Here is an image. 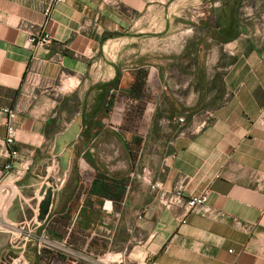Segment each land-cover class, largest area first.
<instances>
[{"label":"crops","instance_id":"crops-1","mask_svg":"<svg viewBox=\"0 0 264 264\" xmlns=\"http://www.w3.org/2000/svg\"><path fill=\"white\" fill-rule=\"evenodd\" d=\"M35 33L52 42L31 46ZM263 52L264 0H0V179L19 190L7 218L37 219L45 182L38 173L64 131L57 129L64 87L118 77L104 122L114 136L71 145L75 152L82 140L90 163L81 159L54 190L42 222L50 235L68 236L107 264H264ZM29 68L42 73L45 89L19 109ZM5 110H18L20 161L11 173ZM208 113L211 121L193 133ZM167 116L186 122L167 125ZM106 151L121 155L120 165H101ZM27 160L32 166L17 180ZM153 183L185 197L206 194V206L168 209ZM3 233L0 253L11 238Z\"/></svg>","mask_w":264,"mask_h":264},{"label":"built area","instance_id":"built-area-1","mask_svg":"<svg viewBox=\"0 0 264 264\" xmlns=\"http://www.w3.org/2000/svg\"><path fill=\"white\" fill-rule=\"evenodd\" d=\"M63 0H53L60 3ZM51 9L47 10L49 14ZM49 33H35L29 38V44L35 48L49 45L51 40ZM264 65V52L261 55ZM45 79L42 73L34 68H29L24 79L22 98L18 108H25V102L30 104L36 101L39 91H44ZM18 111V110H17ZM17 111L5 110L9 114L7 123V136L4 145L7 147V163L4 166L5 173H11L15 165L20 161V150L16 145L17 130L13 119ZM213 115L208 113L205 118L192 126V132L197 133L205 128L211 121ZM186 122L185 117H174L166 121L167 125H178ZM32 166L31 160L23 164V168L16 172L17 180L25 177ZM151 183V182H150ZM152 190L160 191L158 198L162 204L172 209L183 206L188 212H196L206 206L207 195L185 197L180 190L170 192L163 189L159 183L151 184ZM19 196L16 183L4 184L0 179V232L7 230L11 234L7 249L3 252L0 264H107L87 250H80L69 244V237L57 239L50 235L44 223L37 219L30 223L16 224L7 218V211L13 201Z\"/></svg>","mask_w":264,"mask_h":264},{"label":"rangeland","instance_id":"rangeland-1","mask_svg":"<svg viewBox=\"0 0 264 264\" xmlns=\"http://www.w3.org/2000/svg\"><path fill=\"white\" fill-rule=\"evenodd\" d=\"M151 62L149 60L147 61V64L144 68L145 70H149L151 67H153V64ZM97 81L98 83H96ZM104 84L105 83L101 81L100 76H87L85 77V80L83 81L81 87L74 92L70 91L72 90L71 89L72 87L70 86L74 85L73 82L69 83V86L67 85L64 87L62 93H60L58 97L60 100L63 99L61 101L59 110L57 112L58 131L65 130L77 117L81 116L83 130L80 137L84 139H89L93 137L114 136V134H112V130L109 127H107L104 123L105 119H107L106 117L108 114V101H109V97L111 96V88L110 87L105 88ZM51 93L55 94V92H51ZM167 99H165V102ZM167 101L169 103V100ZM157 109L156 112H158ZM167 118L172 119L174 117L167 116ZM79 144L75 146L76 149L75 152L73 151V159L71 161V170L73 171V173L78 171V164L80 163L81 159H84L85 162L90 163L89 156L88 155L86 156L87 153L85 154V156L83 157L81 156V153L84 151V147L86 146L82 144V140L80 141ZM107 152L108 151H106L102 156L99 157V163L101 165L108 164L110 168H113V166L116 164L120 165L123 157H121V155L114 157L112 151H109V155L107 154ZM51 171L56 172V169L50 168V176H54L51 175ZM118 172L119 174H121L122 169H118ZM85 180H89V177L88 176H86V178L84 177L83 181L80 182V190L88 189V183ZM38 182L41 184L43 180L39 179ZM39 187L40 186H36L37 189ZM73 187L74 185L71 187V189H73ZM17 193L19 194L18 189H17ZM19 201L20 200L17 199V202ZM15 212H18L17 208ZM6 236H8V234L0 232V240L4 239ZM2 255L3 253H0V263H1Z\"/></svg>","mask_w":264,"mask_h":264},{"label":"water","instance_id":"water-1","mask_svg":"<svg viewBox=\"0 0 264 264\" xmlns=\"http://www.w3.org/2000/svg\"><path fill=\"white\" fill-rule=\"evenodd\" d=\"M83 130L82 117H77L63 132L55 137L53 158L46 161L38 173L45 179L40 190L43 198L39 204L37 220L43 222L50 213L54 190L60 187L71 168L73 150L71 145L80 137ZM56 167L55 176L51 177L49 168Z\"/></svg>","mask_w":264,"mask_h":264},{"label":"trees","instance_id":"trees-1","mask_svg":"<svg viewBox=\"0 0 264 264\" xmlns=\"http://www.w3.org/2000/svg\"><path fill=\"white\" fill-rule=\"evenodd\" d=\"M118 77L113 81V82H111V83H105L104 85H105V88H107V87H118ZM111 100H112V98H109V101H108V106H109V104H111ZM108 111H110L109 110V107H108ZM102 188H101V191L104 193V194H109L110 192H111V186L108 184V185H102L101 186Z\"/></svg>","mask_w":264,"mask_h":264},{"label":"bare ground","instance_id":"bare-ground-1","mask_svg":"<svg viewBox=\"0 0 264 264\" xmlns=\"http://www.w3.org/2000/svg\"><path fill=\"white\" fill-rule=\"evenodd\" d=\"M104 261V260H103ZM107 263V262H106Z\"/></svg>","mask_w":264,"mask_h":264}]
</instances>
